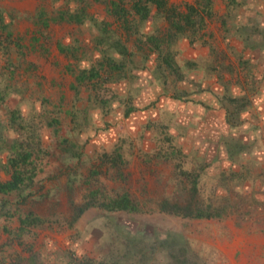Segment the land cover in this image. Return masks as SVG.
<instances>
[{
  "label": "rangeland",
  "instance_id": "1",
  "mask_svg": "<svg viewBox=\"0 0 264 264\" xmlns=\"http://www.w3.org/2000/svg\"><path fill=\"white\" fill-rule=\"evenodd\" d=\"M261 3L0 0V264H264L263 184L127 180L129 163L94 156L100 110L89 92L106 81L97 63H111L115 43L125 52L142 33L161 45L202 38ZM77 149L84 161L69 156ZM121 197L134 206L117 207ZM162 201L218 215L161 212Z\"/></svg>",
  "mask_w": 264,
  "mask_h": 264
},
{
  "label": "crops",
  "instance_id": "2",
  "mask_svg": "<svg viewBox=\"0 0 264 264\" xmlns=\"http://www.w3.org/2000/svg\"><path fill=\"white\" fill-rule=\"evenodd\" d=\"M254 11L202 38L180 34L161 45L142 33L121 43L125 52L115 43L111 63L101 54L98 77L107 79L89 91L100 110L94 156L124 160L132 167L124 177L140 183L183 176L192 189L264 186V4ZM77 91L79 103L91 101Z\"/></svg>",
  "mask_w": 264,
  "mask_h": 264
},
{
  "label": "trees",
  "instance_id": "3",
  "mask_svg": "<svg viewBox=\"0 0 264 264\" xmlns=\"http://www.w3.org/2000/svg\"><path fill=\"white\" fill-rule=\"evenodd\" d=\"M195 190V189H192ZM115 204H117V207L119 208H129L131 209L134 204L127 198V197H121L117 198V200H114ZM159 211L164 212H171L174 214H179L182 216H189V217H211L216 216L218 213L215 214L214 211L207 210L206 213H204V209H202L198 203L194 202H188L184 205L176 204V203H170L169 201H162L159 204L158 207ZM83 209H79V212H81Z\"/></svg>",
  "mask_w": 264,
  "mask_h": 264
}]
</instances>
